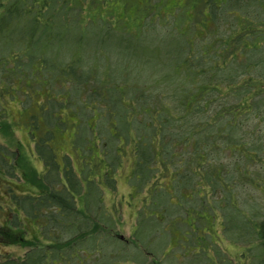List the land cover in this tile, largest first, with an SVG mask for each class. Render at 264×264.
I'll list each match as a JSON object with an SVG mask.
<instances>
[{"label":"trees","instance_id":"1","mask_svg":"<svg viewBox=\"0 0 264 264\" xmlns=\"http://www.w3.org/2000/svg\"><path fill=\"white\" fill-rule=\"evenodd\" d=\"M14 103L34 127L40 114L50 136L62 116L76 119L74 142L91 133L79 149L98 152L104 177L128 157L161 222L138 217L133 241L121 242L104 233L118 218L94 167L78 175L90 178L92 200L80 186L36 179L37 196L12 198L42 224L30 239L23 226H1L0 245L28 247L0 264H264V0H0V135L9 139ZM11 156L0 144V167L14 178ZM199 226L206 239L191 234ZM159 238L165 247L154 251Z\"/></svg>","mask_w":264,"mask_h":264},{"label":"rangeland","instance_id":"2","mask_svg":"<svg viewBox=\"0 0 264 264\" xmlns=\"http://www.w3.org/2000/svg\"><path fill=\"white\" fill-rule=\"evenodd\" d=\"M124 65V62H115L112 64V66L116 67V70L121 69ZM136 70L139 71V66ZM137 87L139 88L140 85ZM19 109L20 107L18 103L9 105L8 109L11 121L17 123L13 129L15 131L13 138L9 139L0 135V144H3L14 153V157H12L11 161L15 165L14 178L11 177L10 173L6 169H2L0 167V227L9 226L15 231L19 229L18 225L23 226L29 230V234L26 239H30L32 235L35 236V234H37V231L33 229H36L38 223L42 224L43 220L41 217L30 216V214H33L35 211L32 206L23 207L26 209V212L29 213L25 212V214H23L21 210L22 208L19 206H23L24 204L21 202L20 198H17L16 200L12 198V196H37L38 192L31 184L32 181L39 183L36 182V179H39L41 182L43 181L47 185L54 183V181L58 179L60 183H63V185H73L72 189L76 191L79 190L80 186V190L83 188L88 190L87 194L89 200H92V182L99 183L104 197V208L108 213L110 212L112 214L115 212L118 217L117 227L113 230L105 229L106 231L104 233L118 237L117 239L121 242L133 241V228L136 227L137 229L135 222L138 217L142 220L146 217H154L157 220L156 226H159V223L161 222L159 219V213L157 210L150 207V196L145 194L147 189L143 188V191H136L135 189L136 182L139 177L137 173L133 172V163L131 164L129 162L128 157H125L122 160L120 167L119 165L116 166L117 168L114 170L113 174L114 177L110 175L104 177L106 169L103 164L100 167H96V158L98 157L95 156L99 155L98 152L93 151L90 153L86 151L89 150V148H86V150L79 149V146H84L86 144V141L90 138L91 133L87 131L84 132L81 134L82 140L80 141V138L76 137L74 142L73 135L76 132V127L78 125H82L78 123L76 119L71 116H62V121H60L61 126L52 129L53 136H50L48 135L49 131H45L43 129L44 127H42V119L39 117L40 114H36L37 118L35 116L37 127H34L35 124L31 119L28 120L27 113H24L25 117L23 115V117H21ZM85 124L92 127V118L91 120L84 122V125ZM5 131L8 132L7 135L10 136L9 132L11 129H6ZM105 138L106 137H104V141L108 143ZM118 141L119 143L121 142L120 139ZM91 142L95 146L99 143V140L93 136ZM109 144L113 143L110 141ZM128 162L130 167L128 166ZM2 165L5 166L3 163ZM92 167H94V169ZM82 168L87 169H83L82 172L91 171L93 169L94 177H91L92 182L89 180L90 178L88 179L86 176L83 177V180L78 178ZM112 180L116 181L114 186L115 188L112 186ZM89 182H91L90 188L88 185ZM56 192L58 191L56 190ZM166 195L170 197L171 193L166 191ZM175 195L178 196L177 194ZM254 197L256 198L255 195ZM143 198H145L143 201L144 207L141 208V214L139 216L136 204L139 200L142 201ZM172 204L175 208L179 207L180 200L174 199ZM145 206H149V209L146 210ZM176 211L179 212L178 209H176ZM16 215L18 216L17 218H15ZM175 221L177 226L180 225V218ZM183 223L186 224L187 222ZM191 223L193 225L192 220ZM188 224L190 225V221H188ZM162 225L166 229H170L171 227L169 221L163 222ZM203 226H199V229L195 232L193 227V230H190L191 234L194 235L195 233L197 238L202 240L206 239L207 233L205 228H202ZM179 227L183 229L185 226L181 225ZM30 231L32 232V235ZM176 231L177 230L175 229V233ZM184 234H179L177 231L176 239L183 240ZM137 237H139L138 234ZM139 240L140 238L138 241ZM164 242L165 241L162 238H159L156 242L151 244V247L154 251L156 249L163 250L165 247ZM27 247V245L20 246L19 244L9 246L0 245V259L18 258L26 252L25 249ZM188 252L190 254L194 253L195 248L189 249ZM174 255L178 257L177 253Z\"/></svg>","mask_w":264,"mask_h":264}]
</instances>
